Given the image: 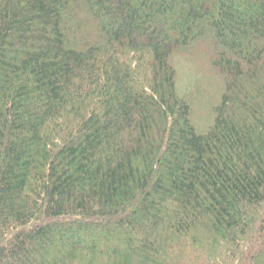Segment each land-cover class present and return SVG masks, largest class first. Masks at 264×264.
I'll list each match as a JSON object with an SVG mask.
<instances>
[{
  "label": "trees",
  "instance_id": "1",
  "mask_svg": "<svg viewBox=\"0 0 264 264\" xmlns=\"http://www.w3.org/2000/svg\"><path fill=\"white\" fill-rule=\"evenodd\" d=\"M0 264H264V0H0Z\"/></svg>",
  "mask_w": 264,
  "mask_h": 264
},
{
  "label": "rangeland",
  "instance_id": "2",
  "mask_svg": "<svg viewBox=\"0 0 264 264\" xmlns=\"http://www.w3.org/2000/svg\"><path fill=\"white\" fill-rule=\"evenodd\" d=\"M180 69H181V67H180ZM182 69H183V71H185V69L183 67H182ZM180 75H182V73Z\"/></svg>",
  "mask_w": 264,
  "mask_h": 264
}]
</instances>
